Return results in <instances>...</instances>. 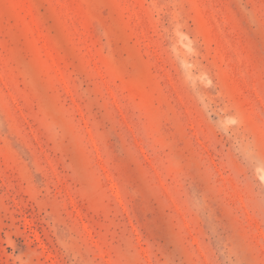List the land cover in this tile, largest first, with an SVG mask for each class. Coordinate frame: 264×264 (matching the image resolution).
I'll return each instance as SVG.
<instances>
[{
	"label": "rangeland",
	"instance_id": "obj_1",
	"mask_svg": "<svg viewBox=\"0 0 264 264\" xmlns=\"http://www.w3.org/2000/svg\"><path fill=\"white\" fill-rule=\"evenodd\" d=\"M0 264H264V0H0Z\"/></svg>",
	"mask_w": 264,
	"mask_h": 264
}]
</instances>
